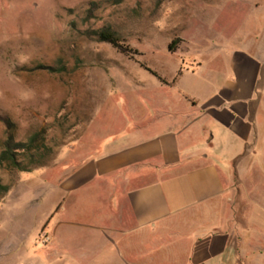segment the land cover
<instances>
[{"label":"rangeland","instance_id":"rangeland-1","mask_svg":"<svg viewBox=\"0 0 264 264\" xmlns=\"http://www.w3.org/2000/svg\"><path fill=\"white\" fill-rule=\"evenodd\" d=\"M106 1L0 0V152L3 118L16 125L18 141L44 130L53 150L47 165L32 172L0 167L10 186L0 200V264H117L109 245L86 227L99 226L93 217L103 206L90 211L100 202L99 184L75 191L73 172L99 156L106 139L146 125L137 118L149 106L179 92H210L234 57L264 56V0ZM93 3L100 9L87 23ZM103 28L136 53L126 56L85 36ZM260 158L243 174L247 190L254 181L264 192L258 171H264V144ZM221 167L228 186L231 172ZM241 221L248 229L232 225L236 240L252 264H264V212L255 209L248 223Z\"/></svg>","mask_w":264,"mask_h":264},{"label":"crops","instance_id":"crops-1","mask_svg":"<svg viewBox=\"0 0 264 264\" xmlns=\"http://www.w3.org/2000/svg\"><path fill=\"white\" fill-rule=\"evenodd\" d=\"M235 58L219 86L149 106L137 118L146 125L106 139L73 172L75 191L99 184V226L86 227L117 264H252L231 226L264 212L261 186L243 178L264 144V56Z\"/></svg>","mask_w":264,"mask_h":264},{"label":"trees","instance_id":"trees-1","mask_svg":"<svg viewBox=\"0 0 264 264\" xmlns=\"http://www.w3.org/2000/svg\"><path fill=\"white\" fill-rule=\"evenodd\" d=\"M120 3L121 0H111L104 2V4L107 5H118ZM99 9L100 7L98 4H91V8L87 11L85 22L88 23L94 19V13ZM85 36L99 43L109 44L114 49L126 56H131L132 54L136 53L131 48L126 46L121 38L110 28H103L101 30H87L85 31ZM175 45L176 42H173L171 45H169V52L175 51ZM40 69L57 73L60 72V70L49 67H40ZM144 69L156 76V73L152 72L148 68L144 67ZM178 76H181V73H179ZM162 82L165 83L164 81ZM1 121L5 126V138L2 142V149L0 152V167L20 173L32 172L36 169L45 167L53 156V150L45 140V131H37L29 136L27 140L18 141L16 140V125L7 118H3ZM9 191L10 186L5 185L0 178V200H2Z\"/></svg>","mask_w":264,"mask_h":264}]
</instances>
